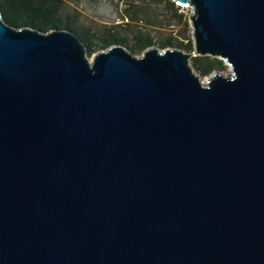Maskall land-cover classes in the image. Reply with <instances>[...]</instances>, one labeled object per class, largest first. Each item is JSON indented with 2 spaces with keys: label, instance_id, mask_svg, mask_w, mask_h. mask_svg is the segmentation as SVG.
<instances>
[{
  "label": "water",
  "instance_id": "95a60500",
  "mask_svg": "<svg viewBox=\"0 0 264 264\" xmlns=\"http://www.w3.org/2000/svg\"><path fill=\"white\" fill-rule=\"evenodd\" d=\"M174 1L230 76L0 14V264H264V0Z\"/></svg>",
  "mask_w": 264,
  "mask_h": 264
},
{
  "label": "rangeland",
  "instance_id": "374dc122",
  "mask_svg": "<svg viewBox=\"0 0 264 264\" xmlns=\"http://www.w3.org/2000/svg\"><path fill=\"white\" fill-rule=\"evenodd\" d=\"M62 10L65 13H75L78 15V26L88 27L95 31H104L107 27H113L119 25L118 28H113L119 32V36L123 39L117 43L123 46L132 56L139 57L144 49L135 50L133 46L132 34L133 32L140 31L141 34L149 35L152 39L151 45L148 47L156 48L158 51H162L165 48L168 49H178L181 52L188 54L187 63L193 73L197 75L201 82H206L213 74L217 72L223 76H230L232 71L226 63L222 62L221 68H214L206 74H201L192 62L193 48L188 49L185 46H180L178 43L187 45L191 43L192 46V35L191 27L188 20V14L190 11L189 6H180L173 1V6L177 7V14H181L177 17V14L171 13L168 9L164 8L163 3H158L157 0H103L104 4H97L90 0H62ZM134 12L140 16V20L131 21L128 15H132ZM148 12L154 14L157 13L156 19L159 22V26L152 27L146 24L148 16L144 13ZM171 36V44L165 48H160L158 45L159 39ZM113 45V44H111ZM107 45L104 48L95 47L86 51L85 56L87 60H90L91 55L107 49Z\"/></svg>",
  "mask_w": 264,
  "mask_h": 264
},
{
  "label": "trees",
  "instance_id": "16d2710c",
  "mask_svg": "<svg viewBox=\"0 0 264 264\" xmlns=\"http://www.w3.org/2000/svg\"><path fill=\"white\" fill-rule=\"evenodd\" d=\"M158 3H163L164 8L168 9L171 13L177 14V7L173 6L172 0H157ZM62 0H0V14L1 19L15 28L18 27H31L41 32H47L52 29H63L75 34L86 47V51L90 52L95 47L104 48L107 45L117 44L122 41V37L119 36V32L113 28L120 27L115 25L113 27H107L104 31H95L88 27L78 26V13H65L62 10ZM151 14L145 12L148 16L146 20L147 25L152 27L159 26V22L156 19L157 13ZM181 14H177L180 17ZM131 21L140 20V16L134 12L132 15H128ZM133 48L135 50L143 49L151 45L152 39L147 34H141L140 31L133 32ZM172 37L167 36L159 39L158 45L160 48H165L171 44ZM180 46H185L188 49H192L191 43L184 45L181 42ZM193 65L201 74H206L214 68H221V60L204 56H195L192 58Z\"/></svg>",
  "mask_w": 264,
  "mask_h": 264
},
{
  "label": "built area",
  "instance_id": "2783aa9c",
  "mask_svg": "<svg viewBox=\"0 0 264 264\" xmlns=\"http://www.w3.org/2000/svg\"><path fill=\"white\" fill-rule=\"evenodd\" d=\"M90 1H92V2H96L97 4H100V5H101V4H104V3H103V0H90Z\"/></svg>",
  "mask_w": 264,
  "mask_h": 264
},
{
  "label": "bare ground",
  "instance_id": "6f19581e",
  "mask_svg": "<svg viewBox=\"0 0 264 264\" xmlns=\"http://www.w3.org/2000/svg\"><path fill=\"white\" fill-rule=\"evenodd\" d=\"M178 4V3H177ZM180 6H187L186 4H180ZM202 83H205V82H202Z\"/></svg>",
  "mask_w": 264,
  "mask_h": 264
}]
</instances>
